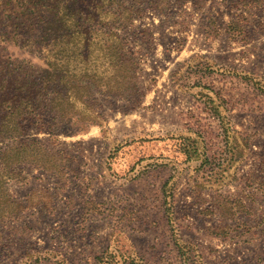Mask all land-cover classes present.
<instances>
[{"label": "rangeland", "instance_id": "obj_1", "mask_svg": "<svg viewBox=\"0 0 264 264\" xmlns=\"http://www.w3.org/2000/svg\"><path fill=\"white\" fill-rule=\"evenodd\" d=\"M126 4L139 12L118 34L142 98L96 94L105 126L74 136L50 138L46 116L28 125L65 168L20 167L8 190L27 207L0 228V264H58L29 263L35 250L67 264L115 251L118 264H264V0ZM1 55L31 59L9 43Z\"/></svg>", "mask_w": 264, "mask_h": 264}, {"label": "trees", "instance_id": "obj_2", "mask_svg": "<svg viewBox=\"0 0 264 264\" xmlns=\"http://www.w3.org/2000/svg\"><path fill=\"white\" fill-rule=\"evenodd\" d=\"M126 3L0 0V45L12 44L31 56H0V228L27 207L8 190L11 182L23 179L21 166L29 164L59 177L65 168L63 153L34 137L29 124L46 116L50 138L74 136L105 126L96 94L133 106L140 102L138 62L118 34L132 23L139 6ZM220 133L229 143L221 122ZM26 255L29 263L54 259L67 264L54 252L35 250ZM98 263L118 264L117 251L99 256Z\"/></svg>", "mask_w": 264, "mask_h": 264}]
</instances>
